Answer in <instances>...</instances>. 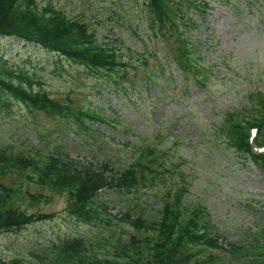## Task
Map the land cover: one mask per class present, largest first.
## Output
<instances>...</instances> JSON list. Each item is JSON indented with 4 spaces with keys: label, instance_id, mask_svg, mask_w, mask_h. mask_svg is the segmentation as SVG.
Masks as SVG:
<instances>
[{
    "label": "rangeland",
    "instance_id": "rangeland-1",
    "mask_svg": "<svg viewBox=\"0 0 264 264\" xmlns=\"http://www.w3.org/2000/svg\"><path fill=\"white\" fill-rule=\"evenodd\" d=\"M41 1L83 19L98 41H121L123 60L131 58L134 67L128 66L127 70L131 74L135 71L138 79L130 87L126 81L119 83L114 74L90 76L36 45L0 38L4 59L34 76L51 97L74 110L95 107L111 118L109 122L88 121L95 130L85 132L71 123V114L63 117L29 111L11 101L8 109L0 110V149H56L83 165L99 167L109 160L113 168L120 169L136 153L126 149V142L139 149L146 145L161 148L168 153L167 164H178V170L185 171L187 192L183 200L207 213L203 218L226 239L221 240L225 248L231 243L246 249L253 242L264 244V170L247 156L234 154L223 137L222 141L213 138L227 111L242 109L251 93L264 92V0H197L200 7L202 2L207 3L202 13L186 8V17L195 22L186 29L189 48L195 47L187 55L190 63L186 71H179L174 63V38L165 40L152 35L149 12L142 0ZM142 54L149 55L146 63ZM196 71L201 72L195 74ZM195 75L202 80L200 83ZM159 135L164 139H158ZM9 181L19 185L14 176H0V182ZM179 183L173 174L166 180L139 184L130 192L109 189L98 195L112 215L103 235L110 234L112 240L126 239L134 230L118 218L125 211L133 217L155 216L154 210L160 207L167 189L174 194ZM21 188L47 194L50 201L42 205L43 210L55 212V216L16 234H0V257L41 249L69 233H86L94 240L93 247L107 250L101 239L95 241L94 227L83 228L66 216L64 193L26 184L24 180ZM194 250L202 258L212 257L214 264H253L249 261L255 259L229 255L225 250Z\"/></svg>",
    "mask_w": 264,
    "mask_h": 264
},
{
    "label": "trees",
    "instance_id": "trees-1",
    "mask_svg": "<svg viewBox=\"0 0 264 264\" xmlns=\"http://www.w3.org/2000/svg\"><path fill=\"white\" fill-rule=\"evenodd\" d=\"M146 2L151 12V22L158 26L159 31L164 30L169 34L175 32L179 39L177 50L183 52L185 48V52H189L185 46V39L181 38L183 30H180L182 25L185 26L180 15L185 2L183 0H176V3L172 0H146ZM187 4L190 3L187 1ZM177 17L181 19V22ZM0 34L17 37L36 45L46 52L55 54L58 61L64 59L74 67H83L88 74L101 72L102 74H116L127 65L122 61V53L113 49L116 47L115 42L111 41L103 45L97 41L94 31L85 21L67 16L48 2L39 8L35 0H0ZM183 57L181 54L179 60ZM178 64L184 67L182 62L178 61ZM126 74L123 72L119 79H124ZM10 99L20 102L29 110L35 109L63 117L71 114V123L80 130L88 129L86 123L89 119L104 120L96 110L86 112L74 110L57 99H51L46 90L40 86V82L31 75L27 76L24 72L15 70L0 57L1 110L9 108ZM259 99L260 101L253 103L254 106L250 110L252 117L249 120L250 124L261 128L264 124V108L260 97ZM256 112L257 117L254 114ZM227 122L228 143L234 146L237 152H248L245 130L233 119L232 113ZM262 139L264 140V134L260 131L257 142L262 143ZM45 149L46 151H42L41 148H31L16 152L8 149L0 150V176L14 172L22 177L20 175L29 169L32 175H27L25 182L38 184L51 192H64L69 214L78 221L91 224L100 230L111 223L112 217L108 213L107 203L97 198L99 190L104 187L114 188L113 190L122 188L130 190L138 182L143 183L146 180V173L158 174L156 168L144 163L147 159L144 161L142 159L154 154L153 150L148 152V148H143L136 161L120 170H113L109 162H104L99 167H94L90 163L82 165L59 150ZM252 157L256 163L264 166V155H252ZM152 160L155 161V159ZM12 184L0 182V214H6L17 225L33 222L43 217L44 215L37 217L27 215L28 213L21 209L19 202L27 195L30 204L33 202L46 203L47 195L30 193L27 189H22V181L19 185ZM181 192L162 205L161 212H158L159 218L150 221L140 215L136 218H129V211H126L121 217L122 221L128 222L137 231L147 230L154 234L151 239L148 237L139 239L136 235L130 234L126 241H116L113 250L118 260L113 254L108 259V264H150V262L143 263L146 259V252L160 244L161 239L164 241L161 243L162 246L169 243L171 247H179L183 242L192 241L193 235L189 232L190 230L199 228L205 230L201 227L197 217L200 211L183 204ZM200 235L206 237L207 234L201 233ZM211 237L209 234L206 238L208 239L207 244L217 247V237ZM58 242L53 245L56 250L53 258L43 257L49 261L48 264H103L106 260L102 263V259L98 257L99 251L93 248L88 249L87 246L90 243H83L80 239L65 238ZM165 253L162 252L161 255ZM165 258L167 257H161L158 264H166ZM173 261L177 264L175 259ZM20 263L22 261H18L17 264ZM151 264L154 263L151 262Z\"/></svg>",
    "mask_w": 264,
    "mask_h": 264
}]
</instances>
